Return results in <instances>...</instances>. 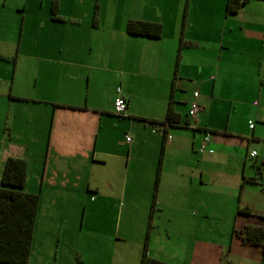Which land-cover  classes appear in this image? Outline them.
Returning a JSON list of instances; mask_svg holds the SVG:
<instances>
[{
    "label": "crops",
    "instance_id": "crops-1",
    "mask_svg": "<svg viewBox=\"0 0 264 264\" xmlns=\"http://www.w3.org/2000/svg\"><path fill=\"white\" fill-rule=\"evenodd\" d=\"M32 1L15 50L0 21V183L9 157L29 172L30 161H46L39 191L29 175L25 188L41 197L30 261L52 257L43 248L51 233L38 225L43 198L65 208L61 196L86 190L98 195L92 203L119 198L127 210L111 240L72 248L80 264H141L148 234L147 254L169 264H264L262 246L241 235L264 229V0L237 14L227 0H38V9ZM130 20L160 23L162 34H129ZM13 53L9 79L1 69ZM195 91L199 120L186 126ZM170 107L178 125L162 124ZM205 132L213 153L199 150ZM96 165L114 174L103 170L100 180Z\"/></svg>",
    "mask_w": 264,
    "mask_h": 264
},
{
    "label": "rangeland",
    "instance_id": "rangeland-1",
    "mask_svg": "<svg viewBox=\"0 0 264 264\" xmlns=\"http://www.w3.org/2000/svg\"><path fill=\"white\" fill-rule=\"evenodd\" d=\"M26 1V4H30L32 0H8V3L6 6L2 7L0 6V21L4 20L5 22H2V24H5V28L7 29V33H10V48L15 50L14 48L19 45V39L21 35V25L23 23V5ZM33 7L35 9H38L39 2L38 0H34ZM29 10H32V5H29ZM46 34H50L46 33ZM45 34V35H46ZM11 60L9 63L8 70L6 69V66H4V69H1L2 75L5 77L8 76L9 79L13 78L14 74V57L15 53H13L11 56ZM20 73V67H17V76ZM18 78V77H17ZM109 89H111V86H109ZM107 89V90H109ZM3 88H1V91ZM111 91L106 92V97H110ZM194 100V99H193ZM0 122L2 123V119H0ZM119 134V133H118ZM118 139L123 144L126 141L125 134L118 135ZM122 136V137H121ZM125 138V139H124ZM125 145V144H124ZM46 161H30L31 170L29 172L30 181H31V188L35 192H38L39 189H37L35 186L37 183H39V178L43 171V164ZM122 164H125V161H119ZM79 161H75V168H77V165L79 164ZM4 166V165H3ZM71 169V166L69 167V170ZM110 169V170H109ZM67 170V169H66ZM103 170H109L110 174H114V171L111 169V167H104L101 165H96V177L101 180V177L99 175H102ZM51 172V175L53 172L51 171V168L48 166L47 168V174ZM55 172V171H54ZM83 172L82 170L76 171L74 176L75 180L80 182V184L77 185H83L85 184V179L82 176ZM105 185V184H104ZM113 185V183H112ZM92 186L95 187L94 182H92ZM105 188V187H104ZM114 189V186L112 187ZM111 188H106L105 190L109 192V190H112ZM82 190V188H81ZM46 192V190H44ZM44 192V194H45ZM80 195L77 193L74 194L72 198H67L65 196H61L60 199H62L65 203V208L61 207H54L51 206V200L48 198H43V206L41 211V216L39 218L38 225L43 228L44 230H49L51 233L50 235H47L46 232L43 234L45 236V244L43 243L44 251L51 254V259L44 262L43 264H80L78 263V258L74 259V253L72 254L71 250L72 248L76 249V247H81L83 244L86 243V240L89 239H107L111 240L113 238L114 229L116 226V223H119L118 214L119 210L123 209L127 210V208H124L125 202L124 200H120L119 198H107L104 200L102 197L99 199L97 198L96 202H93L90 200L95 199L98 195H94L87 192L86 190L79 191ZM79 204V205H78ZM89 209L86 211V214L84 216V209L85 207ZM107 206L106 209H99V207ZM53 208L54 211L51 209ZM125 220V213L121 216V221ZM84 221V227L85 229H82V223ZM67 223V224H66ZM121 223V222H120ZM61 224V226H59ZM53 225V228H51ZM56 225V227L54 226ZM92 225V226H91ZM113 226V228L111 227ZM97 228L94 230H89L88 228ZM121 232L124 234L125 229L124 225L122 226ZM63 233V237L61 238V241H57L59 238V235ZM132 239H135L134 237H131ZM65 239V240H64ZM77 242H80L77 243ZM76 245V246H75ZM79 247V248H81ZM36 247L34 249L39 251ZM55 250H59V259L56 260L54 258ZM68 253V254H67ZM69 258V260H68ZM31 264H42L41 262H37V260H31ZM90 264V263H87Z\"/></svg>",
    "mask_w": 264,
    "mask_h": 264
},
{
    "label": "trees",
    "instance_id": "trees-1",
    "mask_svg": "<svg viewBox=\"0 0 264 264\" xmlns=\"http://www.w3.org/2000/svg\"><path fill=\"white\" fill-rule=\"evenodd\" d=\"M249 1L227 0L226 10L229 14H237ZM162 31L163 26L156 22L130 20L127 24V32L132 35L160 37ZM179 123L177 114L173 113L170 107L162 124L175 126ZM190 124L188 120L186 126ZM28 175L25 160L9 157L5 161L0 183V264H30L41 197L39 193H29L25 190ZM241 235L247 241L261 245L264 257L262 227L247 226ZM148 239L149 234L146 237L141 264H169L147 254Z\"/></svg>",
    "mask_w": 264,
    "mask_h": 264
},
{
    "label": "built area",
    "instance_id": "built-area-1",
    "mask_svg": "<svg viewBox=\"0 0 264 264\" xmlns=\"http://www.w3.org/2000/svg\"><path fill=\"white\" fill-rule=\"evenodd\" d=\"M118 91L120 92L121 90L118 89ZM199 97H200V92L199 91H195L194 92V100L192 101L191 105H190V109L188 112L189 118L192 121V123L190 124L191 126H193V124H195L196 122H198L199 120V114H200V104H199ZM114 108H115V113L117 115H123L126 113L127 110V102L126 99L122 96L119 95L114 102ZM250 123V127L253 128L254 124L252 121L249 122ZM154 130H157L156 128ZM172 136L171 135H167V139L168 142L171 140ZM126 140L128 142L131 141V137L127 136ZM211 141V133L210 132H205L204 136L202 137L201 143H200V147L199 150L200 152H205L208 150V145ZM210 153H213L212 149L208 150ZM256 152L253 151L251 153V156H255Z\"/></svg>",
    "mask_w": 264,
    "mask_h": 264
}]
</instances>
